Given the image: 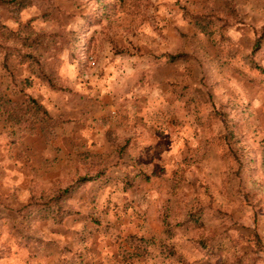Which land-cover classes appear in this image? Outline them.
<instances>
[{
	"label": "rangeland",
	"instance_id": "obj_1",
	"mask_svg": "<svg viewBox=\"0 0 264 264\" xmlns=\"http://www.w3.org/2000/svg\"><path fill=\"white\" fill-rule=\"evenodd\" d=\"M251 56L264 68V0L0 5V264H264ZM27 95L59 118L54 139ZM59 204L61 221L36 215Z\"/></svg>",
	"mask_w": 264,
	"mask_h": 264
},
{
	"label": "trees",
	"instance_id": "obj_2",
	"mask_svg": "<svg viewBox=\"0 0 264 264\" xmlns=\"http://www.w3.org/2000/svg\"><path fill=\"white\" fill-rule=\"evenodd\" d=\"M36 0H0V5L6 6L12 16L14 18H18L20 14L26 10L27 8L31 7ZM191 20L193 22L194 27L201 32H204L206 34L211 33V24L209 20H206L202 16H191ZM262 48L261 41L256 42L254 46L253 53H257L260 49ZM254 56V54H253ZM253 56L244 58L245 62L247 65L250 66L253 70H264V68L257 63V59L254 58ZM165 57L170 61V62H175L178 61L179 59H182V57H185L182 54H165ZM36 72V71H35ZM40 75L39 77L42 78L44 81H49V79H46V75L44 72L38 73ZM30 84V83H29ZM27 111L28 114L30 115V118L39 125L41 129V133L44 136L46 140H51L56 137V128L60 123V120L58 117L52 116L46 107L39 103L34 97L31 95H27ZM0 101H5V103H11L10 101L7 102L5 98L0 95ZM125 147V146H124ZM123 147V148H124ZM94 180H96V176H84L78 179L76 186L81 187L87 183H91ZM74 187L68 188L64 194H61L59 197H67L69 196L68 194L71 193ZM56 198V201H58V198ZM59 202V201H58ZM49 211V212H46ZM68 211L65 210L61 204L49 208L48 210H39L36 213V215H41L43 219L49 220H55V221H61L62 218L66 215H68ZM200 221L199 218L194 217L192 219V222L198 223ZM168 234H172L174 236L171 227L169 226L168 228ZM252 239L251 242L255 247H258L261 251H264V244L262 242V239L258 235L257 232H253L252 234ZM223 264H228V261L226 260ZM235 264H245L244 262H235Z\"/></svg>",
	"mask_w": 264,
	"mask_h": 264
}]
</instances>
